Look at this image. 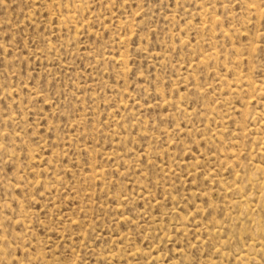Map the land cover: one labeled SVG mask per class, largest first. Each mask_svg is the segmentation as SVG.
Here are the masks:
<instances>
[{
	"label": "rangeland",
	"instance_id": "rangeland-1",
	"mask_svg": "<svg viewBox=\"0 0 264 264\" xmlns=\"http://www.w3.org/2000/svg\"><path fill=\"white\" fill-rule=\"evenodd\" d=\"M0 264H264V0H0Z\"/></svg>",
	"mask_w": 264,
	"mask_h": 264
}]
</instances>
